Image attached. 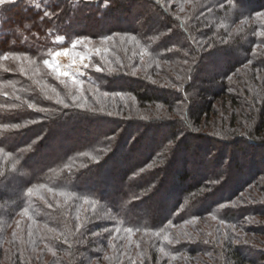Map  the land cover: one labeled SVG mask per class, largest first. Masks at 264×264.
I'll use <instances>...</instances> for the list:
<instances>
[{
  "label": "trees",
  "instance_id": "16d2710c",
  "mask_svg": "<svg viewBox=\"0 0 264 264\" xmlns=\"http://www.w3.org/2000/svg\"><path fill=\"white\" fill-rule=\"evenodd\" d=\"M0 264H264V0L0 6Z\"/></svg>",
  "mask_w": 264,
  "mask_h": 264
},
{
  "label": "rangeland",
  "instance_id": "374dc122",
  "mask_svg": "<svg viewBox=\"0 0 264 264\" xmlns=\"http://www.w3.org/2000/svg\"><path fill=\"white\" fill-rule=\"evenodd\" d=\"M58 52L61 54L56 55ZM64 52L65 50L56 51L55 54H53L48 60L49 64H46V67L54 71L58 76H63L60 74L61 72H68L69 75L65 77H69L73 80V74H76V77L83 74V68L89 65L90 59L84 54H80L76 51L67 50V54H64ZM57 67L59 68V71L56 70Z\"/></svg>",
  "mask_w": 264,
  "mask_h": 264
},
{
  "label": "snow or ice",
  "instance_id": "6c2138e0",
  "mask_svg": "<svg viewBox=\"0 0 264 264\" xmlns=\"http://www.w3.org/2000/svg\"><path fill=\"white\" fill-rule=\"evenodd\" d=\"M16 2V0H0V6H3V5H5V4H10V3H15ZM107 6V5H106ZM50 15H52L51 13H49L48 11H45L44 12V16L45 17H48V16H50ZM83 39H88L87 37H85V38H83ZM103 39H105V40H111L112 39V37H104ZM131 39H133V40H135V37H131ZM81 41L80 40H77L75 43H80ZM61 53H56V55H60ZM64 54H67V50H65V52H64ZM83 59V58H82ZM44 63L45 64H49V61L48 60H45L44 61ZM57 71H59V68L57 67V69H56ZM61 75H63V76H68L69 75V73L68 72H61L60 73ZM76 77V74H73V82L74 83H76V84H80V83H82L80 80H78V79H76L75 78ZM75 97H73V100L75 101ZM59 103H61V104H63V106H64V108H68L69 107V105L68 104H64V102L63 101H58ZM30 107H31V105H29ZM12 127H14V128H20L21 127V125L20 124H15V125H12ZM31 192V189H29V193ZM128 231H131V229H128Z\"/></svg>",
  "mask_w": 264,
  "mask_h": 264
}]
</instances>
